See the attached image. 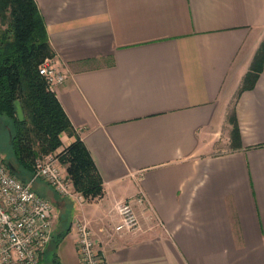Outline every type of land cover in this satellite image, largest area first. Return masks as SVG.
Instances as JSON below:
<instances>
[{
    "label": "crops",
    "instance_id": "1",
    "mask_svg": "<svg viewBox=\"0 0 264 264\" xmlns=\"http://www.w3.org/2000/svg\"><path fill=\"white\" fill-rule=\"evenodd\" d=\"M34 1L67 75L55 94L103 181L82 206L35 182L54 202L43 257L62 216L61 264H81L77 217L105 264H264V65L238 96L264 0ZM139 194L141 231L116 234L115 202Z\"/></svg>",
    "mask_w": 264,
    "mask_h": 264
},
{
    "label": "trees",
    "instance_id": "2",
    "mask_svg": "<svg viewBox=\"0 0 264 264\" xmlns=\"http://www.w3.org/2000/svg\"><path fill=\"white\" fill-rule=\"evenodd\" d=\"M0 18L7 24L5 29L0 28V114L12 123L9 124L12 157L5 160L9 168L10 165L14 167L10 169L11 173L24 182L30 180L34 175L35 159L56 153L62 146L61 135L66 133L76 139L58 156L67 167L70 180L87 199L101 197L103 181L89 151L57 95L48 89L39 74L38 67L42 61L55 58L56 54L35 1L0 0ZM263 65L264 40L244 76L238 96L254 87ZM16 101L22 106L23 121L18 118ZM238 136V129L234 127V139ZM59 226L53 249L45 256L50 259V264H61L56 248L69 232L65 217L60 216ZM45 257L41 264H45Z\"/></svg>",
    "mask_w": 264,
    "mask_h": 264
},
{
    "label": "built area",
    "instance_id": "3",
    "mask_svg": "<svg viewBox=\"0 0 264 264\" xmlns=\"http://www.w3.org/2000/svg\"><path fill=\"white\" fill-rule=\"evenodd\" d=\"M38 71L53 92L67 78L54 58L44 59ZM38 180L47 182L60 196L75 199L80 206L86 203V198L61 169L58 157L49 154L38 159L33 177L24 182L11 173L0 150V264H41L44 250L51 242L54 205L34 189ZM146 205L143 194L115 202L119 219L114 232L136 236L141 231L136 206ZM72 229L81 264H105V255L97 247L88 222L82 217L74 218Z\"/></svg>",
    "mask_w": 264,
    "mask_h": 264
},
{
    "label": "rangeland",
    "instance_id": "4",
    "mask_svg": "<svg viewBox=\"0 0 264 264\" xmlns=\"http://www.w3.org/2000/svg\"><path fill=\"white\" fill-rule=\"evenodd\" d=\"M6 27H7V24H5V22H3V20L0 18V28L5 29ZM9 124H12L11 123V120L8 119L6 116L0 114V150H1V152H2L3 157H4L5 160H10L11 157H12V155H11V149H10V139H11L10 138V129H11V126ZM62 144L63 145L56 151V153L52 154L53 156L59 158L58 155H60L68 147V145L66 143V140H64V143H62ZM224 150L225 151H228L229 149H224ZM46 156H48V155H40V156H38L35 159L34 171H35V166H36V163H37L38 159H43ZM59 162H60L61 169L63 170V172L65 173V175L69 179V181L72 182L70 180L69 176H68L67 167L61 163L60 158H59ZM38 181H43V180H38ZM90 199L91 198H89V199L86 198V202L92 201ZM50 201L54 204V202L52 200H50ZM44 259H45V264H50V259L48 257H45Z\"/></svg>",
    "mask_w": 264,
    "mask_h": 264
},
{
    "label": "water",
    "instance_id": "5",
    "mask_svg": "<svg viewBox=\"0 0 264 264\" xmlns=\"http://www.w3.org/2000/svg\"><path fill=\"white\" fill-rule=\"evenodd\" d=\"M16 111H17V115H18V118L20 119V121H23L24 120V112H23V109H22V106L20 104L19 101H16ZM10 169H14L13 166L10 165Z\"/></svg>",
    "mask_w": 264,
    "mask_h": 264
}]
</instances>
